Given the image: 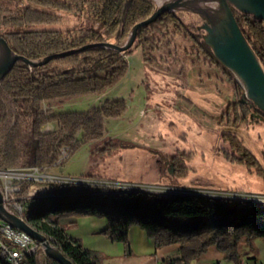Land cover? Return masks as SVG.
Segmentation results:
<instances>
[{"label": "trees", "instance_id": "16d2710c", "mask_svg": "<svg viewBox=\"0 0 264 264\" xmlns=\"http://www.w3.org/2000/svg\"><path fill=\"white\" fill-rule=\"evenodd\" d=\"M154 10L152 0H0V34L16 54L40 61L92 44L124 45L133 27L147 20ZM232 10L264 68V22ZM64 14L93 19L106 35L93 29H53L63 23ZM169 35L189 39L194 47L192 54H202L224 69L205 44L204 31L198 24L187 25L179 14L171 13L140 30L135 44L125 53L95 48L36 68L17 63L0 83V170L37 169L45 174L63 167L83 146L103 140L108 134L107 122L125 117V100L108 99L86 112L55 113L45 106L103 96L127 74L125 56L141 48L147 63L148 56ZM240 105L245 113L254 110L264 118L252 102ZM53 124L52 132H44ZM224 137L232 148L231 154L225 153L226 158L264 174L254 154L235 135ZM120 148L109 140L96 153L112 155ZM173 162L175 175L183 177L176 158ZM36 185L34 181L22 183L23 194ZM70 217L105 219L108 227L104 234L112 242L128 243L130 230L137 227L155 242L156 249L176 246L177 255L164 264H191L212 248L227 264H241L242 238L264 240V203L120 190L94 183L53 184L49 196L28 200L23 214L28 226L52 240L72 264H107L103 254L86 249L68 236L61 220ZM41 251L25 264H59L48 257L41 260Z\"/></svg>", "mask_w": 264, "mask_h": 264}, {"label": "rangeland", "instance_id": "374dc122", "mask_svg": "<svg viewBox=\"0 0 264 264\" xmlns=\"http://www.w3.org/2000/svg\"><path fill=\"white\" fill-rule=\"evenodd\" d=\"M159 2L167 0H154L155 9ZM63 17L53 29H93L106 35L93 19ZM179 17L187 25H203L196 15L180 12ZM164 41L147 63L141 48L125 56L127 74L103 96L45 106L55 113L86 112L109 99L125 100L128 110L123 119L107 122L103 140L83 146L63 167L45 174L31 170L30 178L37 183L32 198L49 196L57 183H94L120 190L264 203V174L226 158L232 148L224 137L235 135L264 170V118L238 106L247 99L236 77L204 55L192 54L189 39L169 35ZM54 129V124L49 125L44 132ZM109 140L121 148L112 155L96 153ZM174 158L183 177L175 175ZM39 257L46 259L43 249ZM209 260L227 264L214 248L198 263ZM240 263L264 264V240L242 238Z\"/></svg>", "mask_w": 264, "mask_h": 264}, {"label": "water", "instance_id": "95a60500", "mask_svg": "<svg viewBox=\"0 0 264 264\" xmlns=\"http://www.w3.org/2000/svg\"><path fill=\"white\" fill-rule=\"evenodd\" d=\"M232 7L242 14L253 16L255 20L264 22V0H167L158 5L147 20L133 27L124 45L119 46L111 42L92 44L70 52L51 55L40 61H30L16 54L0 34V83L17 63H25L36 68L52 60L95 48L110 49L120 54L125 53L135 44L140 30L155 23L165 13L184 12L201 18L203 25L199 27V30L205 32L203 35L205 44L212 49L218 62L236 77L245 91L246 99L264 113V68L243 35ZM0 219L37 241L43 247L46 257L59 264H72L54 247L52 240L36 233L23 219L9 213L4 208L1 191Z\"/></svg>", "mask_w": 264, "mask_h": 264}, {"label": "crops", "instance_id": "0c3cea01", "mask_svg": "<svg viewBox=\"0 0 264 264\" xmlns=\"http://www.w3.org/2000/svg\"><path fill=\"white\" fill-rule=\"evenodd\" d=\"M61 224L68 236L79 240L86 249L103 254L107 264H164L166 260L177 255L176 246L156 249L155 242L137 227L130 230L128 243H118L105 236L108 227L105 219L70 217L61 220ZM191 264L220 263L209 260L205 263L196 261Z\"/></svg>", "mask_w": 264, "mask_h": 264}, {"label": "built area", "instance_id": "2783aa9c", "mask_svg": "<svg viewBox=\"0 0 264 264\" xmlns=\"http://www.w3.org/2000/svg\"><path fill=\"white\" fill-rule=\"evenodd\" d=\"M31 170L38 171L37 169L0 170V191L3 195L4 208L21 219H23V210L28 207V200L34 199L32 196L36 194L32 188L27 195H24L21 188L22 183L34 181L30 178ZM40 248L43 249L37 241L28 237V234L0 219V249L5 251V256L12 257V264H25L26 260L35 256Z\"/></svg>", "mask_w": 264, "mask_h": 264}, {"label": "bare ground", "instance_id": "6f19581e", "mask_svg": "<svg viewBox=\"0 0 264 264\" xmlns=\"http://www.w3.org/2000/svg\"><path fill=\"white\" fill-rule=\"evenodd\" d=\"M159 3L161 4V2H159ZM24 211L25 210H23V214H24ZM28 237H30V236L28 235ZM0 261H2V264H12V257L5 256V251L0 249Z\"/></svg>", "mask_w": 264, "mask_h": 264}]
</instances>
